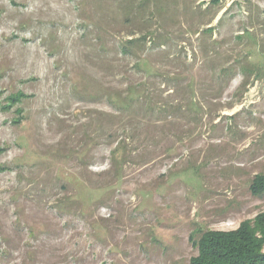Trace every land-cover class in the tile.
<instances>
[{
  "label": "rangeland",
  "instance_id": "rangeland-1",
  "mask_svg": "<svg viewBox=\"0 0 264 264\" xmlns=\"http://www.w3.org/2000/svg\"><path fill=\"white\" fill-rule=\"evenodd\" d=\"M255 175L264 0H0V264L28 239L35 264H189L264 212ZM44 219L57 235L30 239Z\"/></svg>",
  "mask_w": 264,
  "mask_h": 264
},
{
  "label": "trees",
  "instance_id": "trees-1",
  "mask_svg": "<svg viewBox=\"0 0 264 264\" xmlns=\"http://www.w3.org/2000/svg\"><path fill=\"white\" fill-rule=\"evenodd\" d=\"M132 41V40H131ZM123 46H127V50L129 48L128 52H132V49H130L129 43ZM124 43V42H123ZM139 43V42H138ZM125 51V50H124ZM122 55H125L122 52ZM180 60V59H179ZM149 61V56L145 55V57L142 59H139L138 62L134 63V67L138 70H144L145 71V80L141 79L138 83L133 85L132 80L130 78H126L127 80L131 81L127 85V93L131 95V93H134L135 91L144 88L147 84V78H146V71H148L147 63ZM182 64L185 66L188 65V60L185 58L183 61H181ZM218 81L220 80L219 75L217 76ZM179 85L183 86L184 84L182 82H178ZM184 91V90H183ZM122 97V96H121ZM119 99V98H118ZM189 102H191V108H194V101L191 99ZM121 110L127 106V103H120ZM189 108V107H187ZM191 110V109H190ZM164 119L165 123H171V119H169V114L166 112L164 113ZM123 151L121 147H117L113 153H114V160L113 165L117 167L118 161L122 159H118L120 153ZM141 153V152H139ZM144 153V152H142ZM130 157V156H129ZM125 158V157H123ZM143 160V159H142ZM123 161V160H122ZM58 178H60V175H57ZM64 192H67L66 188L67 185H62ZM249 191L253 197L256 198H264V176L261 175H255L253 180L251 181V184L249 186ZM68 193L64 197H66ZM75 195H78L80 198L81 193H75ZM82 196V195H81ZM83 198V197H82ZM66 200V198H63ZM67 201V200H66ZM62 204L61 202H59ZM57 209V216L63 217L65 212V208L63 206H55ZM20 210V209H18ZM15 210V214H16ZM17 215V214H16ZM45 222H48L44 219V221H36V223H33L29 229H28V237L30 239H37L42 235H46L47 237H50V235H57V233L51 229H47V224ZM22 222L20 219H17V225L16 227L13 226L12 230L18 229L20 233H22L21 226ZM202 231V229L198 230ZM199 233V232H198ZM4 240H2V239ZM0 241L6 243V247L3 251V253H6L10 255L12 252L9 253L10 247L12 246L10 244V240L8 238H5V235L0 234ZM192 240H194V235L191 237ZM9 244H7V242ZM26 244L28 246V249L24 251V255L26 258L22 260L21 264H35L37 262V256L41 252V249L39 248H33V243L31 241H27ZM196 245L198 247V254L197 256H194L190 259L189 264H264V212L258 214L254 220H245L240 223V226L237 230L234 231H210L206 230L201 233L200 238L197 240ZM10 246V247H9ZM9 248V251H8ZM36 256V259H35ZM64 259V258H62ZM51 264H61L60 260L57 262H52Z\"/></svg>",
  "mask_w": 264,
  "mask_h": 264
}]
</instances>
